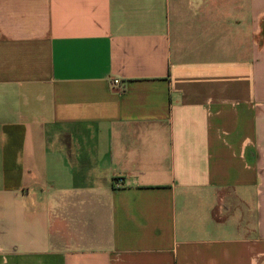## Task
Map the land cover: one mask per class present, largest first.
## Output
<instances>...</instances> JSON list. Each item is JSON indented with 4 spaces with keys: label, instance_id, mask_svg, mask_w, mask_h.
Masks as SVG:
<instances>
[{
    "label": "crops",
    "instance_id": "obj_1",
    "mask_svg": "<svg viewBox=\"0 0 264 264\" xmlns=\"http://www.w3.org/2000/svg\"><path fill=\"white\" fill-rule=\"evenodd\" d=\"M0 264H264V0H0Z\"/></svg>",
    "mask_w": 264,
    "mask_h": 264
},
{
    "label": "built area",
    "instance_id": "obj_2",
    "mask_svg": "<svg viewBox=\"0 0 264 264\" xmlns=\"http://www.w3.org/2000/svg\"><path fill=\"white\" fill-rule=\"evenodd\" d=\"M112 86L113 87H118V81L117 80H113L112 81Z\"/></svg>",
    "mask_w": 264,
    "mask_h": 264
}]
</instances>
